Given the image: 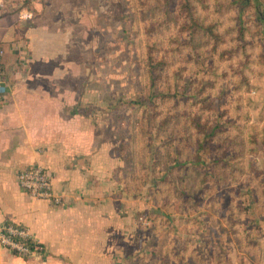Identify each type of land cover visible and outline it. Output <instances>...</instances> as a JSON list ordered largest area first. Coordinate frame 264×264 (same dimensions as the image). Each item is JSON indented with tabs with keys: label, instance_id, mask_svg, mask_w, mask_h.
Instances as JSON below:
<instances>
[{
	"label": "rangeland",
	"instance_id": "374dc122",
	"mask_svg": "<svg viewBox=\"0 0 264 264\" xmlns=\"http://www.w3.org/2000/svg\"><path fill=\"white\" fill-rule=\"evenodd\" d=\"M27 2L0 10V28L17 24L16 8ZM96 7L87 58L97 70L88 76L101 80L106 135L140 194L136 264H256L264 242V0Z\"/></svg>",
	"mask_w": 264,
	"mask_h": 264
},
{
	"label": "crops",
	"instance_id": "0c3cea01",
	"mask_svg": "<svg viewBox=\"0 0 264 264\" xmlns=\"http://www.w3.org/2000/svg\"><path fill=\"white\" fill-rule=\"evenodd\" d=\"M27 3L16 8L17 24L0 28L8 77L0 101V226H26L42 251L23 258L0 245V264H136L140 194L106 135L95 89L101 80L88 76L97 70L87 58L96 44V0ZM32 164L46 170L60 203L20 188L16 174ZM262 244L256 264H264Z\"/></svg>",
	"mask_w": 264,
	"mask_h": 264
},
{
	"label": "built area",
	"instance_id": "2783aa9c",
	"mask_svg": "<svg viewBox=\"0 0 264 264\" xmlns=\"http://www.w3.org/2000/svg\"><path fill=\"white\" fill-rule=\"evenodd\" d=\"M12 1L14 0H0V10ZM3 55L4 50L0 47V101L7 95L8 82L2 61ZM16 180L20 188L30 197L50 200L54 204L60 203V198L53 193L50 177L42 166L32 164L19 170ZM0 245L14 255L23 258H29L42 251L40 241L26 226L9 221L0 226Z\"/></svg>",
	"mask_w": 264,
	"mask_h": 264
},
{
	"label": "trees",
	"instance_id": "16d2710c",
	"mask_svg": "<svg viewBox=\"0 0 264 264\" xmlns=\"http://www.w3.org/2000/svg\"><path fill=\"white\" fill-rule=\"evenodd\" d=\"M254 1H256L257 2V0H254ZM237 2L240 4V6H242V7H245L246 5H248L249 4V2H250V0H237ZM255 5H257V4H255ZM240 13H241V9H238V14L240 15ZM261 18V17H260ZM263 19V18H262ZM264 20V19H263ZM147 98H150L149 96H147ZM207 99V98H206ZM205 99V100H206ZM203 100V99H202ZM138 103V102H137ZM139 103H142V102H140L139 101ZM215 111H217V110H215ZM228 122L229 123H231L232 122V120L231 119H229L228 120ZM215 123L216 124H214L212 127H211V132L212 131H214V130H216L218 127H219V124H218V120L216 119L215 120ZM196 126L197 127H199V124L197 123L196 124ZM221 131V130H220ZM218 131H216L215 133H217ZM261 145H264V134L262 135V137H261ZM227 149H233L234 147L233 146H228V147H226ZM223 154H226V153H223ZM251 168H253V165H251ZM141 219H142V217H141Z\"/></svg>",
	"mask_w": 264,
	"mask_h": 264
}]
</instances>
